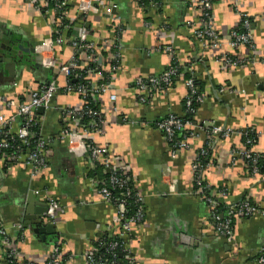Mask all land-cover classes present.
<instances>
[{
    "label": "crops",
    "instance_id": "1",
    "mask_svg": "<svg viewBox=\"0 0 264 264\" xmlns=\"http://www.w3.org/2000/svg\"><path fill=\"white\" fill-rule=\"evenodd\" d=\"M40 1L0 0V56L25 65L19 64L22 69L10 81L0 62L2 114L11 113L5 100L22 104L31 91L59 74L57 68L44 67L36 51L53 38L57 25V11L53 7L46 13L47 7L36 6ZM103 1L113 7L112 13L104 15L98 8V13L85 16L83 25L90 41L111 42L109 57H119L117 64L111 59L115 70L105 65L96 79L100 83L107 75L104 85L109 90L90 97L101 115L99 130L85 125L87 119L76 123L63 115L66 108L86 106L88 96L61 91L48 110L34 112L38 135L47 143L48 167L30 179L22 163L0 162V227L6 234L4 240L0 236V264H7L8 247L18 255V264H50L52 256L59 264H86L83 255L117 226V207L92 186L94 163L102 164L93 162L79 143L76 152L68 148L59 137L64 124L86 130V142L105 149L141 197L144 218L125 243L135 264H258V252L264 247V173L253 174L248 160L231 153L249 148L264 154V0H211L208 20L213 37L202 39L196 34L202 24L200 0H159L158 10L138 0ZM80 2L68 1L71 21L81 16ZM243 16L249 21L247 31ZM188 22L191 28L186 27ZM233 31L247 32L248 44L231 47ZM11 44L34 48V54L11 51ZM42 54L60 64L72 50L63 44L44 48ZM170 67L179 75L166 90L147 87L141 92L136 87L138 81L158 78ZM57 78L63 85L65 78ZM188 80L196 93L193 97L202 95L203 101L186 128L188 146L173 154L154 124L168 114L186 115ZM210 126L229 131V137L208 142ZM201 150L207 152L202 173L206 195L223 208L243 200L256 208L254 215L233 220L231 238L217 235L210 210L193 185L191 166ZM35 190H45L60 205L50 223L55 227L52 233L39 231L49 224L45 213L40 215L41 225L24 222L25 217L37 220L35 211L45 205Z\"/></svg>",
    "mask_w": 264,
    "mask_h": 264
},
{
    "label": "built area",
    "instance_id": "2",
    "mask_svg": "<svg viewBox=\"0 0 264 264\" xmlns=\"http://www.w3.org/2000/svg\"><path fill=\"white\" fill-rule=\"evenodd\" d=\"M39 6L41 8L48 7L47 2H42ZM69 0H57L54 4L53 11H58L57 25L55 33L56 37L48 39L44 44L40 45L36 49L38 56L42 60L44 67L48 69L57 68L59 74L65 78L63 85L59 84L57 76L48 81L44 86L33 90L29 94V100L17 104L12 99L4 101V106L7 110L11 111L10 114L0 113V135L4 136L0 140V162L8 161L9 163H22L29 169L30 179L35 178L40 172L46 170L48 167V149L47 143L42 140L37 133L33 132V128H38V120L36 119L34 112L39 108L48 110L51 107L54 96L59 93H75L79 96L92 97L94 94H102L109 90V87L104 83H98L96 80L100 78L103 73V68L106 64V57L110 50L111 42H103L101 45L94 43L88 39V35L83 27L84 24L74 23L69 19L66 12ZM100 5L93 7V3L99 2ZM141 4L151 3L153 8L159 9V0H138ZM211 0H200L199 9L201 11L202 24L197 29V38L213 37V32L209 24V10ZM39 2V1H38ZM92 2V3H91ZM103 0H81L78 7L79 15L81 19L85 21V16L90 13H98V8H102V14L109 16L112 13L113 7L107 5ZM103 4V7H102ZM47 10V11H46ZM46 13L49 14V9H46ZM101 13V12H100ZM242 27L247 31L249 27V21L246 16H243ZM186 27L191 28V23H186ZM195 27V26H194ZM72 31L73 36L66 37L65 33ZM247 33V32H246ZM246 33H237L233 31L231 38L233 41L230 43L231 47H236L242 44H248L249 35ZM205 35V36H203ZM66 44L72 50L70 58L63 63H58L54 57L45 58L42 54V50L45 48H51L55 46H61ZM113 47V45H112ZM117 48V46L115 45ZM166 50H169L166 48ZM114 59V63H118V55L111 57ZM113 62V61H112ZM58 63V66H57ZM115 65L111 66V70H115ZM179 75L176 68H168L158 78H150L146 82L138 81L136 87L143 92L148 88H154L159 90H166L172 83V80ZM69 79L73 81H84L87 85L82 83L76 86L69 84ZM97 81V82H96ZM96 82V83H95ZM186 86L190 90V95L185 97V108L189 114H194L195 109L192 107L194 104L201 103L203 101L202 95L193 97L196 93L193 91L192 81L188 80ZM115 96L110 95V100L114 101ZM63 115L73 122H82L87 119L85 124L90 129L99 130L101 124V115L98 111L92 110L88 107V104L80 110H73L66 108L63 110ZM60 131V139L67 143L69 149L74 150L79 143V147L84 148L86 154L93 162H98L104 166L108 176L107 182L93 180V190L99 194L103 199L115 205L118 209L117 226L106 231L105 235L100 236L94 243L93 247L83 255V259L86 264H135L134 259L126 248V242L128 237L131 236L132 228L137 225L144 218L143 205L141 197L136 193L132 194V190L129 187V179L126 177L125 170L113 165L107 156V152L103 148L96 147L94 144H87L86 130L83 132L74 130L69 127V124H64ZM189 126V120L183 119L173 114H168L164 119L156 123V127L164 132L167 141L171 144V151L173 154L184 150L188 146V135H183L179 141L173 142L176 133H182ZM16 127V128H15ZM15 128V130H14ZM87 130H90V129ZM229 131L222 129L219 126H210L206 130L207 141L210 142L215 137L221 136L222 138L229 137ZM84 140V141H83ZM76 146V147H75ZM4 151H9L8 157L3 156ZM76 152V150H74ZM232 156H239L249 161L250 169L253 174L263 172L264 173V154H257L248 149L233 150ZM207 155L205 150H201L195 157L191 169L194 172L193 185L197 190V194L202 197L204 203L210 210V219L216 226V233L222 238H231L233 232V220L235 218H244L254 215L257 211L254 205L247 200L240 201L237 204L224 208V213L220 212V203L216 201L213 196L206 195L207 187L202 180L203 168L202 164L204 157ZM6 163V162H5ZM206 189V190H205ZM119 190L121 196L114 198L112 191ZM33 194L36 197L44 198L46 206L45 218L49 223H52L56 212L60 209V205L53 198L49 197L45 190H35ZM135 197V203L141 204L137 206L135 214L131 217L127 216V199L131 196ZM5 233L0 227V236L5 239ZM120 252L124 253L123 260L117 259V255L121 256ZM7 264H18L16 254L13 248H7L6 252ZM258 264H264V247L260 248L257 258ZM50 264H59L56 256L51 257Z\"/></svg>",
    "mask_w": 264,
    "mask_h": 264
},
{
    "label": "trees",
    "instance_id": "3",
    "mask_svg": "<svg viewBox=\"0 0 264 264\" xmlns=\"http://www.w3.org/2000/svg\"><path fill=\"white\" fill-rule=\"evenodd\" d=\"M56 1L57 0H46V2L48 3V9L49 8H53V6H54V4L56 3ZM41 12L43 13V14H45L44 12H45V9L44 10H41ZM57 14V15H56ZM59 16V12L57 11L56 13H55V15H54V18H55V22L57 23V17ZM82 17L81 16H79V18L77 19V20H73L74 21V23H80V24H84V21L81 19ZM58 29H56V31H57ZM56 35H57V33H55L54 34V36H53V38L54 37H56ZM74 35V33L72 32V31H67L66 33H65V36L66 37H70V36H73ZM103 56H105L106 57V64L105 65H114L113 64V62H111V58L109 57L110 55L107 53V54H104ZM180 71H181V68H180ZM182 72V71H181ZM103 76H104V81H106L107 80V75H104L103 74ZM185 76V75H184ZM190 77H188V78H186V80L187 79H189ZM69 81V84L70 85H73V86H76L77 84H79V83H82L83 85H87V83L86 82H84V81H80V80H77V81H73V80H71V79H69L68 80ZM103 80L100 82V83H105ZM194 84H195V86L197 87V83H196V81H194ZM95 95V94H94ZM87 100H88V102L89 103H87L88 104V107H90L92 110H95V111H98V108L95 106V104H94V102H92V98H90L89 96H88V98H87ZM183 106H184V109H185V111H186V108H185V100H184V102H183ZM192 107L195 109V108H197L198 107V104H194V105H192ZM194 117V114H189V113H187L186 112V115L183 117V119H187V120H191L192 121V118ZM86 120V119H85ZM86 122V121H85ZM157 123V122H156ZM156 123L154 124L155 125V127H156ZM37 127L36 128H33L32 130H33V132L34 133H37ZM161 133L163 134V136H164V138L166 139V142L168 143V145H169V147L171 148V144L167 141V138H166V135L164 134V132H162L161 131ZM182 134L183 135H189V133H188V131L187 130H185L184 132H182V133H176L175 134V137H174V139H173V142H174V140L176 141H179V140H181V138H182ZM4 136H2V135H0V140L3 138ZM87 144H89V142L87 143ZM3 156H5V157H8V154H9V151H4L3 153ZM206 159H203V161H202V164H205V161ZM6 163H9L8 161H5ZM94 165H95V169H93L90 173H91V176H92V179H95V180H101V181H104V182H107V180H108V174H107V172H106V170H105V168H104V166L103 165H99L98 163H94ZM129 187L131 188V190H132V194H135V190H134V188H133V185H132V182L130 181V183H129ZM112 193H113V196H114V198H118V197H120L121 196V192L119 191V190H114V191H112ZM137 206H141V204L139 203V204H137L136 205V203H135V197L132 195L130 198H128L127 199V213H126V215L127 216H129V217H131V216H133L134 214H135V212H136V210H137ZM224 208H223V205H220V212L221 213H224ZM120 254H121V256H118L117 255V259H120V260H123V257H124V253L122 252H120ZM6 260H7V258H6Z\"/></svg>",
    "mask_w": 264,
    "mask_h": 264
},
{
    "label": "water",
    "instance_id": "4",
    "mask_svg": "<svg viewBox=\"0 0 264 264\" xmlns=\"http://www.w3.org/2000/svg\"><path fill=\"white\" fill-rule=\"evenodd\" d=\"M8 49L11 51H20L24 55L34 54V48H29L27 46H22V45L14 46L13 44H11ZM0 62L4 63L2 69L7 72L10 81H13L14 78L16 77L17 70L22 69L20 66H23V67L25 66L19 61H12V57L10 58V56L9 57H3V58L0 56ZM19 64H20V66H19ZM42 110H43L42 108L38 109V111H42ZM45 212H46V206L44 205L43 208H39L35 211V214L38 216L37 220L27 221L28 219L31 220V218H33V216L32 217H25V219H24L25 224H27V225H30V224L41 225L42 224V217H43L42 215ZM40 217H41V220H40ZM53 228H55V227L50 225V223L49 224L47 223L43 227H41L39 229V231L41 233H44V232H46V233L51 232L52 233V232H54Z\"/></svg>",
    "mask_w": 264,
    "mask_h": 264
}]
</instances>
